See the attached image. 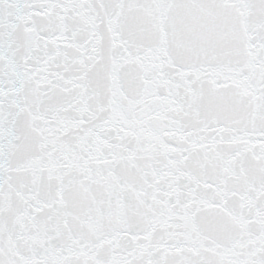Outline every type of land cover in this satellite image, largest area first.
Instances as JSON below:
<instances>
[{"label":"snow or ice","instance_id":"obj_1","mask_svg":"<svg viewBox=\"0 0 264 264\" xmlns=\"http://www.w3.org/2000/svg\"><path fill=\"white\" fill-rule=\"evenodd\" d=\"M0 264H264V0H0Z\"/></svg>","mask_w":264,"mask_h":264}]
</instances>
